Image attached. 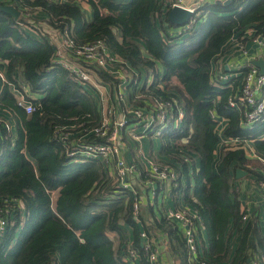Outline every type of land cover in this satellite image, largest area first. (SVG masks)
<instances>
[{"label":"trees","instance_id":"1","mask_svg":"<svg viewBox=\"0 0 264 264\" xmlns=\"http://www.w3.org/2000/svg\"><path fill=\"white\" fill-rule=\"evenodd\" d=\"M80 1L0 0V6L13 4L21 12L14 19L0 7V214L7 221L0 264H127L120 221L133 229L138 264H149L142 255L141 225L158 239L165 234L179 264H190L175 224L162 215L145 221L141 211L139 222L133 219L136 189L111 183L100 158L76 162L68 155L62 133H70L71 141L84 128L100 125L102 102L94 86L80 83L53 62L55 47L41 22L45 29L67 32L76 46L100 40L121 61L114 67L123 78L92 66L112 102L124 84L132 108L177 100L182 124L163 129L160 154L162 164L178 173L172 190L200 216L207 236L208 248L199 263L191 264H247L253 252L264 262L256 218L243 221L239 200L230 197L237 168L263 182L252 167L264 169V122L258 121L253 131L242 128L238 111L227 104L232 91L211 80L212 60L233 35L241 37L250 27L264 41V0L204 3L187 30L169 22L170 8H163L161 0H85L92 10L90 21ZM38 10L45 15L42 21L32 17ZM24 84L41 95L20 99L32 105L30 113L15 93L23 94ZM212 111L227 119L226 136L252 140L263 160L248 159L241 146L221 149L214 160L218 138ZM10 116L14 134L8 130ZM86 139L103 141L93 134ZM53 191L58 192L54 203Z\"/></svg>","mask_w":264,"mask_h":264},{"label":"built area","instance_id":"2","mask_svg":"<svg viewBox=\"0 0 264 264\" xmlns=\"http://www.w3.org/2000/svg\"><path fill=\"white\" fill-rule=\"evenodd\" d=\"M54 1L63 2L64 0ZM218 1L224 2L225 0H161V4L165 9L180 7L190 11L191 17L189 20L184 25L178 26L187 30L197 21L198 16L202 12L200 8L204 3ZM24 26L27 27L26 25ZM249 33L252 34L251 39L260 47V57L258 58L264 60V41L259 36H254L253 29H250ZM57 34V40H51L55 47L53 62L69 70L80 83L90 84L95 88H102L104 86L101 81H92V73L95 74L92 66L106 70L110 69L114 76L124 77V74L119 72L120 69L114 67L116 63L121 61L107 50L102 41L99 40L76 46L67 32H57ZM241 37L244 38V34ZM242 41H239L238 46L244 54H247L244 44L241 43ZM253 60L255 59H247L242 64L239 89L232 92L227 99V104L238 111L239 124L244 129L251 128L256 122L264 119V73L259 72V68L254 65ZM221 79L220 75L214 79L211 78L214 85L218 84ZM125 87V84L119 87L120 90L117 94L119 100H124L126 97L124 94ZM104 99L108 101L105 96L100 95L101 102ZM20 104L24 106L27 113L33 110L32 105L24 100H20ZM115 113L116 110L113 107L102 110V123L98 126L84 128L82 134L71 141L68 139L70 133L63 132V140L67 143L68 155L75 161L98 157L108 168L113 166L114 175H109L110 181L119 188L131 189L135 192L136 182L140 183V176L144 175L142 185L152 194L165 190L166 187L178 178L176 170L167 163L157 164L151 161L148 162V166H142L141 163L126 160L122 156L121 149V141H123L122 130L127 126L141 128L140 132H134L135 139H138L144 135H151L154 138L159 137L163 129L169 125L173 129H179L184 113L178 106L177 100H173V102L166 101L165 103L154 102V105H150L147 109L128 107L125 110H121V118L117 122H115V119H112ZM211 116L216 121L215 132L219 135L222 134L224 126L220 124V119L214 111L211 112ZM8 130H10V125L8 126ZM92 134L95 137L103 139V141L86 139V136ZM221 142L224 147L231 148L237 145V138L227 136L226 138H222ZM144 162L147 164L146 160ZM257 183L262 190V203L264 204V183L262 181H257ZM139 206L140 198L139 194H136L133 202V219L137 222H139ZM241 214L243 221H247L250 217L249 210L246 207L241 208ZM162 216L181 230L188 252V263H199V239L204 228L200 216L194 210L173 207L164 208ZM6 225V218L0 214V237L4 234ZM139 235L142 255L146 261L149 264H159V248L154 242V239H158V237L149 234L145 230H141ZM163 235L159 238V242L166 243L167 245L165 234ZM125 244L126 249L123 253L125 262L127 264H136L140 258V254L133 247L132 243L125 242ZM173 264H179L178 260L174 261ZM201 264H204V262L202 261ZM249 264H261V258L254 256L250 259Z\"/></svg>","mask_w":264,"mask_h":264},{"label":"crops","instance_id":"3","mask_svg":"<svg viewBox=\"0 0 264 264\" xmlns=\"http://www.w3.org/2000/svg\"><path fill=\"white\" fill-rule=\"evenodd\" d=\"M8 5L14 6L13 4H8ZM80 5L86 15V19L90 21L92 18V10L90 6L87 4L85 0L80 1ZM44 16H45L44 13L39 10L35 11L32 14V17L41 19L39 21H42L43 20L42 18H45ZM40 25L42 26L41 27L42 30L44 29L45 33L49 36L51 40L53 41L57 40L58 38L57 31H53L52 29L48 27L45 29L46 24L44 22H41ZM250 29L252 28L248 27L244 30L243 32L245 36L244 38L239 37L237 35H233L226 42L223 53L212 60L211 78L214 79L218 75L222 77V79L219 80L218 84L215 85L216 87L229 88L232 92L237 91L239 89V85L241 81L242 64L247 59H256L260 57V47L256 42H254L251 39L252 34L249 33ZM31 31L32 30H30V32ZM174 31L176 32L175 28L170 29V32H174ZM241 40H243L241 43L244 44V48L247 50V54H244L238 46V43ZM157 70H158V73H163V66L158 65ZM96 80L100 82L98 77ZM22 87L24 89L23 94L20 91L15 92L18 100L24 97V95L30 98L41 97L40 94L30 93L26 84H24ZM96 89L98 90L101 96H105L108 100L106 101L104 99L102 101V110H107L108 108L113 107V105L115 104V107L113 108L116 110V113L112 116L113 118L116 119V116L121 113V110H125L126 108L131 107V105L128 102V97H125L124 100H119L116 95L115 98H113L114 102H112V99L108 97V90L105 86H102L103 91L101 90V87L100 88L97 87ZM10 119H11L9 123L10 131L14 134L15 123L12 117ZM219 119H220L219 121L220 124L221 125L223 124L225 128L227 124V119L223 117H219ZM261 122H264V119ZM256 125L258 126L257 122L251 128H248L247 130H252V131L255 130L254 128L256 127ZM132 127L127 126L126 128L122 130V132L123 133L140 132L137 130V128L135 127L132 128ZM224 128H223L222 134L220 135L217 132H215V135L217 136L218 141L213 151L214 160L218 159L220 150L225 148L221 142L222 138L227 137L224 134ZM260 130H261L260 132H264V129L261 127H260ZM220 136H223V137H220ZM122 140L124 141V146H125V149L124 148L122 149V156L126 160L141 163L142 166L143 165L148 166V162H151V161L157 164L164 163L163 161L165 159L160 154V149H161V137L160 136L154 138L151 135L150 136L144 135L142 137H139L137 140L136 139L134 140L132 136L129 137L127 136V134H125ZM126 142L129 144H127ZM236 144L237 145H235V147H231V148H237L238 146L243 147L245 150L246 157L248 159L263 160L259 157L256 149L254 148L252 140H245V139L237 138ZM193 159L197 167L199 163L198 157L193 156ZM144 160H146L147 164L144 162ZM78 161L82 162L84 160H76V162ZM252 169H254L255 171H258V173L262 175L263 182H264V169H262L261 167H252ZM243 171L245 172V174L241 175L240 177L236 176L234 180V184H233V191L230 193V197L232 199L236 197L239 200L240 209L241 208L243 209L246 207L249 210V215L256 218L257 224L260 229V235L262 237V242L264 245V204L262 203V190L259 184L257 183V180L255 178L256 176L253 174H249L245 170ZM108 175L110 176L114 175L113 166L108 168ZM140 183L136 182L135 189L137 191V194H139V198H140L139 212L141 211V213L143 214L145 218V221H148V218L152 217L153 215L157 217L161 216L163 214L164 208L173 207V208H185V210L192 209L183 200L179 198V193L177 195V192L175 193L172 190L174 184H170L168 187H166L165 190L160 191L157 194H152L147 188L143 187L142 179H140ZM181 183L182 185H184V182H181ZM57 195H58L57 191H53L51 193L52 203L55 202ZM120 226L123 229V232L125 235V240H126L125 242L133 243L132 227L123 223L122 221H120ZM142 229L143 227L141 225L140 230ZM149 231L151 232L153 231V229H150ZM152 235L155 236V234H152ZM206 237H207L206 233L202 231V233L200 234V239H199V252L200 253H202L204 249L208 248V242H207ZM154 242H155V245L159 248V264H173V262L177 260L173 256V254L169 251V248L166 245V243L165 244H163L162 242L160 243L159 239H156V238L154 239ZM238 242L239 240L237 238L234 242V245L238 244ZM254 256H258L256 252L255 253L253 252L250 259H252ZM250 259H248L247 264H249ZM138 262L136 264H138ZM261 264H264L262 260H261Z\"/></svg>","mask_w":264,"mask_h":264},{"label":"water","instance_id":"4","mask_svg":"<svg viewBox=\"0 0 264 264\" xmlns=\"http://www.w3.org/2000/svg\"><path fill=\"white\" fill-rule=\"evenodd\" d=\"M219 2V1H218ZM229 0H225L224 3H228ZM1 9L13 16L14 19L18 18L20 12L18 9H16L12 5H1ZM191 17V12L180 8V7H172L167 14V18L169 22L176 24L177 26H182L184 25L189 18ZM253 63L255 66L259 68L260 73H264V60L262 58H257L253 60ZM245 174L243 170L240 168L236 169V176L240 177L241 175Z\"/></svg>","mask_w":264,"mask_h":264},{"label":"rangeland","instance_id":"5","mask_svg":"<svg viewBox=\"0 0 264 264\" xmlns=\"http://www.w3.org/2000/svg\"><path fill=\"white\" fill-rule=\"evenodd\" d=\"M96 79H97V76H96L95 74L92 73V81L95 82ZM101 90L103 91L102 88H101ZM120 118H121V115H120V114H118V115L116 116V119L112 117V119H115V120H116L115 122L119 121ZM137 130H138V131H141V128H137ZM125 134H127V136H129V137H130V136H133V137H134V134H135V133H133V132H125V133L122 134V138H124ZM133 139L135 140V137H134ZM136 140H137V139H136ZM121 143H122V147H121V149H123V148L125 149V146L123 145L124 141H121ZM126 143H127V142H126ZM127 144H129V143H127ZM129 150H131V149H129Z\"/></svg>","mask_w":264,"mask_h":264}]
</instances>
